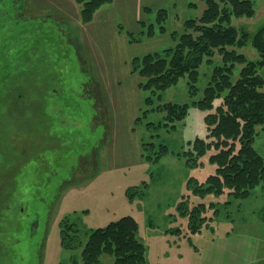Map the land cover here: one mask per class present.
<instances>
[{"label": "rangeland", "instance_id": "rangeland-1", "mask_svg": "<svg viewBox=\"0 0 264 264\" xmlns=\"http://www.w3.org/2000/svg\"><path fill=\"white\" fill-rule=\"evenodd\" d=\"M83 1L0 0V264H82L90 230L124 215L137 223L144 264H264V178L243 199L193 192L217 168L214 147L194 163L186 153L195 138L215 141L206 116L227 91L212 108L196 104L221 54L203 58L193 88L186 75L155 92L138 85L134 59L175 47L205 2L105 0L83 21ZM250 1L252 14L230 24L252 35L264 0ZM235 50L259 59L251 43ZM169 104H186L184 115ZM252 147L264 162L261 125ZM191 214L205 218L196 232ZM64 218L74 224L67 244Z\"/></svg>", "mask_w": 264, "mask_h": 264}, {"label": "trees", "instance_id": "trees-1", "mask_svg": "<svg viewBox=\"0 0 264 264\" xmlns=\"http://www.w3.org/2000/svg\"><path fill=\"white\" fill-rule=\"evenodd\" d=\"M104 1L84 0L81 8L83 21L90 19L93 11ZM203 1L206 7L200 17L185 22L193 32L181 34L176 46L164 49L161 54L148 53L136 57L134 66L143 78L138 84L143 90H162L184 75L193 88L197 68L203 58L211 55L212 49L218 50L223 65L213 68L204 97L196 104L200 108H212L213 99L227 91L223 105L215 109V114L206 116L207 125H215L210 129V136L215 137V141L195 138L193 151L190 149L186 156L194 163V157L203 155L207 149L214 147L217 150L210 156V161L217 165L215 174L205 179V188H195L194 193L219 195L227 191L233 199H243L264 178L263 159L252 147L255 127L261 125L264 130V92L260 90L264 79L258 73V69L264 67V25L250 35L230 24L231 14H252L250 0H222L229 3L231 9L220 8L215 0ZM247 43L258 51V60L248 61L244 54L235 50ZM234 64L241 65V68L237 79L232 82L230 76ZM169 105L170 114L178 110V106ZM186 107L185 104L179 108L178 119L184 115ZM236 141L240 147L235 151ZM67 220L64 218L60 223L63 244L69 240L66 230H74V224ZM204 221V216L195 218L194 214L189 215L190 231H198ZM104 254L112 256V264H144L145 247L137 237V223L133 217L124 215L90 230L81 250L82 264L98 263Z\"/></svg>", "mask_w": 264, "mask_h": 264}]
</instances>
